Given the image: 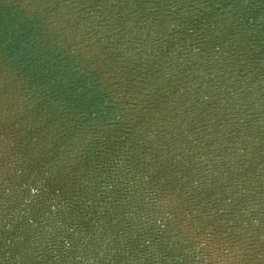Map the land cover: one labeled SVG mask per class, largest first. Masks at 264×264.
<instances>
[{"label": "water", "instance_id": "water-1", "mask_svg": "<svg viewBox=\"0 0 264 264\" xmlns=\"http://www.w3.org/2000/svg\"><path fill=\"white\" fill-rule=\"evenodd\" d=\"M0 264H264V0H0Z\"/></svg>", "mask_w": 264, "mask_h": 264}]
</instances>
